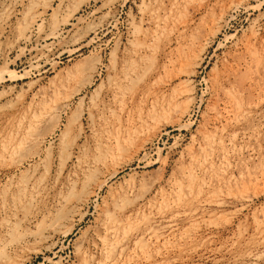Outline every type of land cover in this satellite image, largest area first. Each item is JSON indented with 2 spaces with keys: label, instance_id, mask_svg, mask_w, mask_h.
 I'll use <instances>...</instances> for the list:
<instances>
[{
  "label": "rangeland",
  "instance_id": "1",
  "mask_svg": "<svg viewBox=\"0 0 264 264\" xmlns=\"http://www.w3.org/2000/svg\"><path fill=\"white\" fill-rule=\"evenodd\" d=\"M0 264H264V0H0Z\"/></svg>",
  "mask_w": 264,
  "mask_h": 264
},
{
  "label": "bare ground",
  "instance_id": "2",
  "mask_svg": "<svg viewBox=\"0 0 264 264\" xmlns=\"http://www.w3.org/2000/svg\"><path fill=\"white\" fill-rule=\"evenodd\" d=\"M107 149H108V148H107ZM98 159H99V158H98ZM106 215H107V214H106ZM112 215H113V214H112ZM114 221H115V220H113V222H114ZM111 223H112V220H111ZM111 223H110V225H111ZM114 223L116 224V222H114ZM117 224H118V223H117ZM113 225H114V224H113ZM107 226H109V225L107 224ZM113 227H114V226H113ZM117 227H119V225H118ZM106 228H107V227H106ZM110 228H111V227H110ZM116 229H117V228H115V230H116ZM111 232H112V230L110 231V233H111ZM117 232H118V231H117ZM110 233H109V234H110ZM112 234H113V233H112ZM112 234H111V235H112ZM117 234H118V233H117ZM36 235H37V234H36ZM105 236H107V235H105ZM111 238H112V237H111ZM108 239H109V238H108ZM108 239H107V240H108ZM104 241H105V240H104ZM110 241H111V240H110ZM110 244H111V243H110ZM107 245H108V244H107ZM1 247H2V246H1Z\"/></svg>",
  "mask_w": 264,
  "mask_h": 264
}]
</instances>
